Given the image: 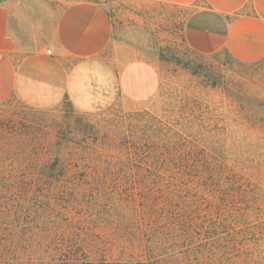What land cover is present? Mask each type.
Segmentation results:
<instances>
[{"label":"rangeland","instance_id":"rangeland-1","mask_svg":"<svg viewBox=\"0 0 264 264\" xmlns=\"http://www.w3.org/2000/svg\"><path fill=\"white\" fill-rule=\"evenodd\" d=\"M44 1L57 10L97 5L109 18L112 35L93 58L54 53L16 62V88L0 102V145L6 148L0 162L8 174L28 177L36 198L25 217V212L18 222L14 217L16 235L37 242L49 227L69 232L67 225L80 224L89 233L80 232L77 239L108 248L118 215L123 223L130 217L128 182L115 185L131 172L130 152L134 147L155 160L163 150L168 158L207 162L215 183L238 188L224 191L237 202L229 203L236 212V238L225 235L232 220L224 222L220 235L222 244L232 239L237 250L216 253L213 264H264V60L243 63L225 52L191 51L183 41L190 9L166 0ZM118 60L154 64L158 83L150 98L122 97ZM56 160L55 169H47ZM23 162L32 166L23 170ZM111 174L118 177L111 181ZM68 176L70 183L88 184L66 187L54 180ZM97 176H107L106 185Z\"/></svg>","mask_w":264,"mask_h":264},{"label":"trees","instance_id":"trees-1","mask_svg":"<svg viewBox=\"0 0 264 264\" xmlns=\"http://www.w3.org/2000/svg\"><path fill=\"white\" fill-rule=\"evenodd\" d=\"M2 148L0 145V152ZM3 149L6 150L5 147ZM160 154V158L152 160L144 152L139 154L134 147L130 152L128 167L131 172L115 183L122 187L126 181L132 191L130 217L123 223V215H118L115 239L109 242L108 248L83 237L77 239L80 232L85 236L89 233L80 224L67 225L69 232L64 227H49L46 237L37 239V242L19 238L13 219L18 218V222L23 212L25 217L31 211L32 201L36 199L32 193L33 184L28 177L19 178L22 173L17 178L14 173L8 174L0 162V174H3L0 175V219L6 218V223L0 222L1 264H213L211 260L216 253L237 250L236 242L230 239L222 244L220 236L224 235L221 232L226 226L224 222L233 221L236 217V212L229 208V203H237L236 199H229L232 195L224 193L225 188L238 189L235 184L215 183L213 178L217 175H207V162L168 158L163 150ZM57 162L51 169L45 164L41 168L43 171L46 168L53 170ZM31 166L32 163L28 162L22 169L27 170ZM70 166L67 164V169L71 170ZM42 175L44 182L49 181V176ZM71 177L54 180L66 187L88 184L86 180L70 183ZM97 177L106 185L107 176ZM109 177L113 181L112 177L118 176L111 174ZM10 202L15 205L10 207ZM233 222L227 223L231 227L225 235L236 238L237 229ZM106 224L110 228L109 223L103 225ZM20 253L29 254L22 257Z\"/></svg>","mask_w":264,"mask_h":264},{"label":"crops","instance_id":"crops-1","mask_svg":"<svg viewBox=\"0 0 264 264\" xmlns=\"http://www.w3.org/2000/svg\"><path fill=\"white\" fill-rule=\"evenodd\" d=\"M188 8L184 44L200 55L225 52L243 63L264 60V0H166ZM112 26L104 10L78 3L57 10L44 0L0 2V102L15 90L16 62L62 53L77 59L101 54ZM119 61V60H118ZM116 85L124 99L143 102L157 89L158 75L147 61H119Z\"/></svg>","mask_w":264,"mask_h":264}]
</instances>
